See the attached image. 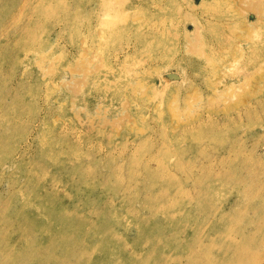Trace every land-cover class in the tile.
Listing matches in <instances>:
<instances>
[{"label":"rangeland","instance_id":"374dc122","mask_svg":"<svg viewBox=\"0 0 264 264\" xmlns=\"http://www.w3.org/2000/svg\"><path fill=\"white\" fill-rule=\"evenodd\" d=\"M252 154L264 0H0V250L20 264H61L50 244L106 229L78 264H233L242 234H264Z\"/></svg>","mask_w":264,"mask_h":264},{"label":"bare ground","instance_id":"6f19581e","mask_svg":"<svg viewBox=\"0 0 264 264\" xmlns=\"http://www.w3.org/2000/svg\"><path fill=\"white\" fill-rule=\"evenodd\" d=\"M3 28V27H2ZM1 28V29H2ZM257 156V155H256ZM252 160L251 162L248 164L249 165V174L255 173V175L257 177L252 176L250 178V183L253 186V188L251 189L252 191L254 190V187L257 186L260 189V197L255 196V199H259V198H263L264 199V180H260L259 179V175L264 174V162L261 161L259 158L255 157L252 154ZM234 178V177H233ZM235 181H237L238 183L243 181V178H234ZM250 209H254L257 213H259L256 210V206L251 205ZM246 224H250V221H246ZM253 224H255V226H258L260 224H263L264 226V215L263 217H261L260 219H258V221H254ZM92 225L94 227H96L95 222H92ZM48 227H50V225H48ZM66 227V226H64ZM73 228L74 229H78V226L76 223H73ZM63 231L66 232L67 230L65 228H63ZM259 228L258 227H254L252 228V230L250 231V233H248V236H245L244 234H242V238L237 242V244H232L235 252L238 253L239 258L236 260H233L231 263L236 264L240 261V257L242 254H249L251 253L250 251L254 250L256 248V246H261L263 248L262 252L260 253V255L256 254L254 255L256 258L259 259V257H263L264 256V234L260 235L258 234ZM107 232V236H105L104 238L98 240V242L92 243L90 241H86L85 239H83L82 237L77 236L76 234H73L71 236V238L69 239H65L62 238L60 240V243L62 245H57V244H50L51 248H55L57 246H61L65 248V251L67 252V254L65 255H59L60 258H62L61 264H69V256H75V263L78 264L79 259L87 256L89 254V252L93 249V248H97V244H102V247H104L105 245L109 244L111 241V238L113 239L114 236L113 234L110 232V229H106ZM140 241H142L141 238V234L139 236ZM144 241H145V237H143ZM143 242V241H142ZM139 242L136 241L134 244H138ZM165 244H168L167 241L164 242ZM208 246H212L214 244V240L212 239ZM173 242H170V244L168 245H172ZM43 244H38V246H34L33 248L29 249L28 251L25 252V255L23 256L24 259H28L30 260V255H37L40 252L37 250V248L42 247ZM124 246H128L127 244H123ZM188 246L190 244H187ZM0 246H2V244H0ZM241 251V252H240ZM69 252V253H68ZM124 252L126 253V248L124 250ZM204 255H203V259L199 262V264H224L222 262V260H215L212 258V252L209 250H205L203 251ZM4 253V254H11L10 259L7 261V264H20V262L16 259L15 257V251L11 250V249H5V250H0V254ZM111 251L109 250H105L104 255L105 257H107L108 255H110ZM126 256H129L132 258L131 264H143L142 260L138 259V257H132V255L130 254H126ZM48 259H40L38 257L33 256V260H34V264H40V263H50V264H58L59 260L57 259V257H55L53 260H49L51 259V255H47ZM102 260H98L97 262H94V264H101ZM86 264H91V260L88 259V262ZM115 264H119L118 261H116ZM155 264H162V259L161 257H159V260L155 263Z\"/></svg>","mask_w":264,"mask_h":264}]
</instances>
